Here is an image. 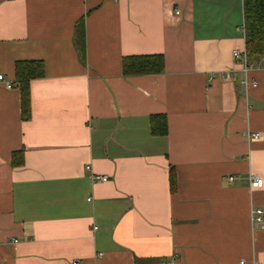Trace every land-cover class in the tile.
I'll use <instances>...</instances> for the list:
<instances>
[{"label": "crops", "instance_id": "obj_1", "mask_svg": "<svg viewBox=\"0 0 264 264\" xmlns=\"http://www.w3.org/2000/svg\"><path fill=\"white\" fill-rule=\"evenodd\" d=\"M242 3L0 0V264H264V56H231ZM152 54L161 72L122 75ZM27 59L44 73L23 119Z\"/></svg>", "mask_w": 264, "mask_h": 264}, {"label": "trees", "instance_id": "obj_2", "mask_svg": "<svg viewBox=\"0 0 264 264\" xmlns=\"http://www.w3.org/2000/svg\"><path fill=\"white\" fill-rule=\"evenodd\" d=\"M243 43L245 56L249 62H255L259 57L264 56V0H243ZM73 44L78 53L80 61H84V20L79 17L74 25ZM122 75H138L159 73L163 68L161 55H138L123 57L121 60ZM13 72L15 85L19 89L21 101V115L28 119L30 114L29 81L33 78H40L44 73V65L41 60L27 59L17 60L14 63ZM154 125L151 123L152 134L165 133V120L158 118ZM169 188L172 191L175 187V177L172 168L169 170Z\"/></svg>", "mask_w": 264, "mask_h": 264}, {"label": "built area", "instance_id": "obj_3", "mask_svg": "<svg viewBox=\"0 0 264 264\" xmlns=\"http://www.w3.org/2000/svg\"><path fill=\"white\" fill-rule=\"evenodd\" d=\"M174 14L175 15H178L179 14V11L178 9H175L174 10ZM231 56L232 58L234 59H237L238 61H241L242 63V70L245 71L247 69L250 68V64H249V61L248 59L246 58L245 56V52L244 50H232L231 52ZM0 81H2L5 86L7 87H10V82L6 79L3 78V75L0 74ZM240 83H249V81L246 79V78H243ZM251 85H253V83H251ZM258 137V133H254V134H250V138L252 140H256ZM86 168H88V166H86ZM232 179V176L228 177L227 178V181H230ZM94 180H100V181H106L108 180L107 179V176L106 175H103V174H98L96 176H94ZM261 183H262V180L260 177H258L257 175H251L249 177V180H248V186L249 188H259L261 186ZM249 218H251V221L255 222L258 226V228L261 230H264V211L263 209L260 207H252L249 211ZM175 257V256H174ZM241 262V261H240ZM72 264H75V263H72ZM161 264H169L168 262H162ZM253 264H259L258 262H253Z\"/></svg>", "mask_w": 264, "mask_h": 264}]
</instances>
